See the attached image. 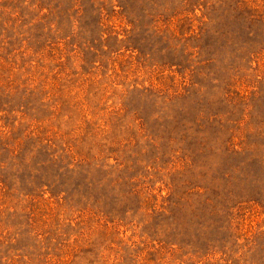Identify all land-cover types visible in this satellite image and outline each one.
Returning <instances> with one entry per match:
<instances>
[{"label":"rangeland","instance_id":"rangeland-1","mask_svg":"<svg viewBox=\"0 0 264 264\" xmlns=\"http://www.w3.org/2000/svg\"><path fill=\"white\" fill-rule=\"evenodd\" d=\"M0 264H264V0H0Z\"/></svg>","mask_w":264,"mask_h":264}]
</instances>
